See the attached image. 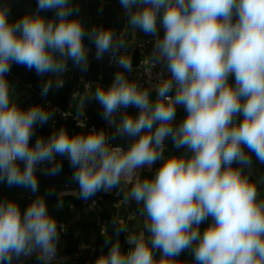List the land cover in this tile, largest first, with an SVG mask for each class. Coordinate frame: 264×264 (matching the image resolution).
Segmentation results:
<instances>
[{
  "label": "clouds",
  "instance_id": "1",
  "mask_svg": "<svg viewBox=\"0 0 264 264\" xmlns=\"http://www.w3.org/2000/svg\"><path fill=\"white\" fill-rule=\"evenodd\" d=\"M118 3L126 18L119 33L87 27L73 0H36L34 11L15 20L9 0H0V184L32 194L23 210L16 199L0 198V264H62L65 226L38 194L37 176L60 174L57 157L73 169L79 199L116 190L120 205H136L138 226L113 216L114 233L101 229L107 251L102 246L90 264H264V173L253 175V157L264 165V0ZM138 32L153 38L143 82L132 76L127 40ZM85 40L96 60L107 54L118 68L107 86L85 83L82 101H96L112 131H84V122L80 132L60 126L38 136L36 128L59 109L22 106L7 78L12 66L47 77L40 90L46 99L64 87L69 61L88 71ZM167 140L174 150L165 155ZM157 162L153 175L141 174ZM63 206L58 200L57 209ZM184 252L189 258L180 259Z\"/></svg>",
  "mask_w": 264,
  "mask_h": 264
},
{
  "label": "crops",
  "instance_id": "2",
  "mask_svg": "<svg viewBox=\"0 0 264 264\" xmlns=\"http://www.w3.org/2000/svg\"><path fill=\"white\" fill-rule=\"evenodd\" d=\"M79 9V15L87 27L94 24L103 25L105 27L113 28L117 33L121 32L126 24V18L118 0H73ZM10 4V19L15 20L21 17L25 12L36 9V0H9ZM102 9V12L100 11ZM45 16L52 17L53 12H45ZM163 29H161V33ZM149 36H144L143 33L138 32L136 36H128L129 51L132 52V59L134 65L144 64L147 59V53L142 55L136 49L138 45L144 42ZM85 44L91 48L89 53V68L86 73L72 66L69 61V71L65 75L64 87L60 90H53L49 92L47 98L40 95L41 82L47 77H39L34 70L30 71L24 66L13 64L11 73L8 75L9 82L13 85L17 94L18 102L23 105L28 97L36 94L35 101L32 104L49 105L51 109L58 108L60 111L69 113L66 117L62 116L60 112L55 111L54 116L44 127H37V135H42L47 138L53 128L63 126L67 128L70 133L80 132L78 123L86 122V128L95 126L97 129L106 128L109 132L112 131L106 122L101 118V107L96 101L86 102L85 107L82 101L89 91L84 87L85 83H91L93 87L97 83L107 86L113 79V74L118 70L115 65H111L107 60V54L103 60H96L94 58L95 46L89 44L85 40ZM152 46L150 47L151 50ZM138 72H133L132 76H138ZM154 96L155 93H152ZM31 104V105H32ZM128 111L133 115L137 114L138 109L129 108ZM185 116V111L182 107L177 108V121H180ZM35 137L33 138V143ZM116 144L127 146V138H117L113 141ZM167 151L165 155L172 152L173 146L171 140L166 141ZM180 151H183L181 149ZM63 164V170L57 176H46L37 172L39 180V195H45L48 204L49 212L55 217L57 222L66 224V232L60 239L58 246L59 254L66 255L71 264H90L96 256L100 253V249L104 246V236L101 235V229L107 227L110 234L114 233V226L111 221L113 216L123 218L130 228L135 229L138 224V218L133 214L136 212V205L131 202L128 206L119 204L121 195H117L116 190L110 193L99 192L92 199L101 195V200L96 208V211H91L87 208L90 200L84 201L79 199L78 185L71 180L73 169L69 166L66 158L57 157ZM157 162L150 172L146 170L142 175L151 176L154 170L159 167ZM264 173V165H260L253 157V175L258 176ZM51 190L52 195H46ZM32 194L20 187L9 188L6 184H0V198L16 199L21 209L26 208L30 203ZM58 200L63 201V207L57 209ZM206 227V224L201 225V230ZM126 233H121L119 240L122 249L126 250L129 245L125 243ZM112 239L116 237L113 234ZM105 251H107V247ZM75 253H78L76 255ZM159 255V253H157ZM189 258V254L184 252L180 259ZM27 264H36L35 259H30Z\"/></svg>",
  "mask_w": 264,
  "mask_h": 264
},
{
  "label": "built area",
  "instance_id": "3",
  "mask_svg": "<svg viewBox=\"0 0 264 264\" xmlns=\"http://www.w3.org/2000/svg\"><path fill=\"white\" fill-rule=\"evenodd\" d=\"M152 39H153V38L149 36V37H147V38L144 40L143 43H141L140 45L137 46L136 49L138 50V52H139L140 54L145 55L147 52L150 51V47L152 46ZM130 54L132 55V52H131V51H130ZM132 56H133V55H132ZM107 60H108V62H109L108 55H107ZM111 65H112V64H111ZM133 67H134L135 69H137L136 72H138V74L140 75L141 82H143L144 80L147 79V77L143 74V69H144V67H145V63H144V64H140V65H134V64H133ZM159 70H160L159 67H157L156 69L153 70V77H155L156 72H158ZM139 75H138V76H139ZM55 109H58V108H55ZM57 112H60V114H61L62 116H64L63 113H66V115L69 114V113H67V112H65V111L63 112V111H60V110L57 111ZM65 117H66V116H65ZM92 127H93V126H91V128H92ZM146 170H147V169L142 170V173H141V174H143ZM100 200H101V195H98L96 198H94V199H92V200L89 201V203H88V205H87V208H88L89 210H91V211H96V208H97V206H98ZM58 223H59V224H62V225L65 226V231H63V232L61 233V237H63L64 233L66 232V224H65V223H62V222H58ZM75 254L78 255V253H75ZM58 255H59L60 257L63 258V260H62V264H71V262H69V260H68V258H67L66 255L59 254V251H58Z\"/></svg>",
  "mask_w": 264,
  "mask_h": 264
},
{
  "label": "trees",
  "instance_id": "4",
  "mask_svg": "<svg viewBox=\"0 0 264 264\" xmlns=\"http://www.w3.org/2000/svg\"><path fill=\"white\" fill-rule=\"evenodd\" d=\"M35 98H36V94L30 95L22 106H24V107L30 106L35 101Z\"/></svg>",
  "mask_w": 264,
  "mask_h": 264
}]
</instances>
